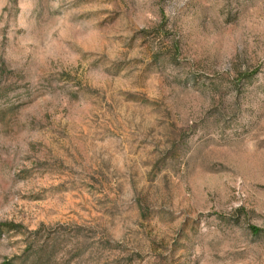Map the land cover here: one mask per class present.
I'll return each mask as SVG.
<instances>
[{
  "label": "rangeland",
  "instance_id": "374dc122",
  "mask_svg": "<svg viewBox=\"0 0 264 264\" xmlns=\"http://www.w3.org/2000/svg\"><path fill=\"white\" fill-rule=\"evenodd\" d=\"M0 225V264H264V0H0Z\"/></svg>",
  "mask_w": 264,
  "mask_h": 264
},
{
  "label": "trees",
  "instance_id": "16d2710c",
  "mask_svg": "<svg viewBox=\"0 0 264 264\" xmlns=\"http://www.w3.org/2000/svg\"><path fill=\"white\" fill-rule=\"evenodd\" d=\"M0 226H2V225H0ZM4 226H9L8 224H4ZM253 230L254 231H258V229H256V228H253Z\"/></svg>",
  "mask_w": 264,
  "mask_h": 264
}]
</instances>
